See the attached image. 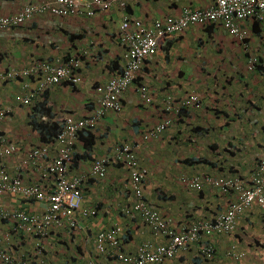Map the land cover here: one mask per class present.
<instances>
[{
	"label": "crops",
	"instance_id": "0c3cea01",
	"mask_svg": "<svg viewBox=\"0 0 264 264\" xmlns=\"http://www.w3.org/2000/svg\"><path fill=\"white\" fill-rule=\"evenodd\" d=\"M54 2L0 0V16L17 14L25 5ZM125 2L124 7L111 2L108 9L91 16L83 10L68 16L36 13L18 26L0 29V72L37 69L27 77L0 80V110H8L0 122V133L16 148L0 160L24 184L38 183L46 191L53 188L45 172L59 146L53 131L44 127L57 124L59 131L65 115L81 118L94 114L99 103L96 87L123 66L120 24L124 17L149 26L175 18L185 8H207L212 0ZM240 26L243 42L219 24H192L167 36L157 53L146 57L121 95V110L107 112L93 129H84L93 134L92 143L78 137L69 177L87 174L95 156H112L116 146L127 143L146 169L144 200L172 225L211 220L225 210L233 194L212 186L192 189L182 179L195 175L245 177L264 151V17L246 19ZM251 56L257 64L250 70L247 59ZM72 58H79L80 82L73 86L55 83L39 90L45 75L43 63ZM141 89L150 102L141 96ZM191 93L200 97L201 107H179L178 102ZM16 95L30 96L31 103L16 101ZM165 120L170 123L163 133L143 138L149 128ZM36 148L47 152L43 160L33 163L29 157ZM129 176L123 163L113 162L105 177L90 176L83 181L81 205L94 209L95 214L79 215V229L52 225L39 237L4 221L0 223V247L30 261L42 259L44 264H87L90 259L118 264L114 257L97 254L94 236L98 231L120 226L121 250L127 254L137 253L145 242L163 243L164 238L154 235L143 219L122 212L134 200L127 186ZM0 207L40 213L45 203L0 195ZM207 243L214 246L212 259L202 253ZM231 250L244 256L235 260L228 255ZM263 257L264 222L258 207L253 206L238 217L232 232L205 237L164 264H261Z\"/></svg>",
	"mask_w": 264,
	"mask_h": 264
},
{
	"label": "built area",
	"instance_id": "2783aa9c",
	"mask_svg": "<svg viewBox=\"0 0 264 264\" xmlns=\"http://www.w3.org/2000/svg\"><path fill=\"white\" fill-rule=\"evenodd\" d=\"M111 2L125 6V0H55L54 3L41 5H25L14 15L0 16V29L18 26L36 13H51L58 16H68L85 11L88 16L97 10H105ZM264 17V0H212L209 7L203 9L185 8L180 15L165 21H155L146 26L138 19L124 17L120 24V36L125 45L122 55L123 66L119 73L105 83L98 85V106L91 116L75 118L65 115L60 119V130L55 135L58 143V153L48 164L45 174L51 179L53 188L46 191L38 183L24 184L19 176H11L0 160V195H11L23 200L44 202L45 207L40 213H28L20 208L6 209L0 207V223L11 222L16 227L35 233L39 237L46 235V229L52 225H68L71 229H79V215H94L95 210L81 205L83 181L90 176L103 178L108 166L113 162H121L129 169L127 186L131 189L134 200L122 212L130 217L138 216L149 226L154 235L164 238L161 244L153 245L150 242L142 244L135 254H127L121 250L120 235L122 228L114 225L108 229L98 231L94 236V245L97 254L114 257L118 264H164L180 251L190 245L202 241L205 237L219 233H230L238 223V217L253 206L258 207L264 222V151L257 159L255 167L244 177L234 175L228 178H213L209 175L183 177V182L190 188L202 190L205 186H212L223 193H230L234 198L228 203L225 210L218 212L211 220L191 221L172 225L159 211L152 208L143 197V179L146 175L138 162L134 149L129 144L118 145L114 154L97 155L94 157L89 172L69 177L68 171L74 159L75 144L79 133L84 129H93L97 120L109 111L121 110V95L130 87L146 57L155 55L161 42L169 35L182 32L192 24L208 25L219 24L237 41H244V32L240 22L246 19H262ZM256 57H248V69H254ZM79 58L57 60L56 63H43L41 69L45 75L39 90L47 85L66 82L75 85L81 81L78 69ZM37 69H10L0 72V80L19 79L30 76ZM140 94L146 102L151 98L144 89ZM15 100L25 105L31 103L30 96L16 95ZM170 100V99H169ZM179 107H201L200 97L188 94L182 98ZM178 111V109H175ZM8 110H0V122L7 116ZM170 121L165 120L148 129L144 139L158 137L168 127ZM15 146L8 143L0 133V157L15 152ZM45 148L33 149L30 160L36 163L46 155ZM43 252V251H42ZM41 252V254H42ZM206 259L214 257V246L207 243L202 251ZM40 254V257L42 256ZM238 260L244 256L243 252L231 250L229 254ZM36 259V258H35ZM0 264H44L42 259L34 262L26 256H14L0 247ZM87 264H100L90 259ZM261 264H264V257Z\"/></svg>",
	"mask_w": 264,
	"mask_h": 264
},
{
	"label": "trees",
	"instance_id": "16d2710c",
	"mask_svg": "<svg viewBox=\"0 0 264 264\" xmlns=\"http://www.w3.org/2000/svg\"><path fill=\"white\" fill-rule=\"evenodd\" d=\"M48 125H49V124H48ZM50 126H51V129H49L48 127L45 126V127H44L45 129H44V130H52V131H53V134H52V135H53V136L56 135V133H57L59 127L57 126V124H55V125H54V124H51ZM41 130H42V129H41ZM92 135H93V134H92L89 130H88V131H87V130H81L80 133H79L80 138H81V136H82V137H84V138L89 139V144H91L92 141H93L92 138H90V137H92Z\"/></svg>",
	"mask_w": 264,
	"mask_h": 264
}]
</instances>
